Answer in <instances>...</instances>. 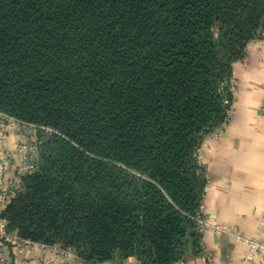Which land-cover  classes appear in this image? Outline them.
I'll list each match as a JSON object with an SVG mask.
<instances>
[{"label":"trees","instance_id":"16d2710c","mask_svg":"<svg viewBox=\"0 0 264 264\" xmlns=\"http://www.w3.org/2000/svg\"><path fill=\"white\" fill-rule=\"evenodd\" d=\"M261 39L264 0H0V110L40 147L7 229L88 264L200 252L198 150Z\"/></svg>","mask_w":264,"mask_h":264},{"label":"crops","instance_id":"0c3cea01","mask_svg":"<svg viewBox=\"0 0 264 264\" xmlns=\"http://www.w3.org/2000/svg\"><path fill=\"white\" fill-rule=\"evenodd\" d=\"M234 102L227 122L199 148L206 170L200 221V252L189 250L175 264H264L247 239L263 238L264 221V39L251 42L234 63ZM16 134L8 131L14 148ZM203 257L207 259L204 261ZM88 264L74 251L20 238L0 217V264ZM102 264H140L136 257Z\"/></svg>","mask_w":264,"mask_h":264},{"label":"built area","instance_id":"2783aa9c","mask_svg":"<svg viewBox=\"0 0 264 264\" xmlns=\"http://www.w3.org/2000/svg\"><path fill=\"white\" fill-rule=\"evenodd\" d=\"M9 130L16 134L14 148L7 143ZM39 159L38 126L0 110V217L1 211L23 190L25 176L38 169ZM245 242L251 251L264 252V221L263 238L247 239ZM59 249L64 254L69 252ZM206 259L203 257L204 261Z\"/></svg>","mask_w":264,"mask_h":264},{"label":"rangeland","instance_id":"374dc122","mask_svg":"<svg viewBox=\"0 0 264 264\" xmlns=\"http://www.w3.org/2000/svg\"><path fill=\"white\" fill-rule=\"evenodd\" d=\"M255 41H257V40H255ZM234 85H235V82H234V79L232 80V87L234 88ZM216 132H217V130L216 131H214L213 132V134L214 135H216ZM201 147V146H200ZM198 154H199V150H198ZM199 157H200V155H199ZM59 248H61L60 246H58ZM5 264H8L7 262H5Z\"/></svg>","mask_w":264,"mask_h":264}]
</instances>
